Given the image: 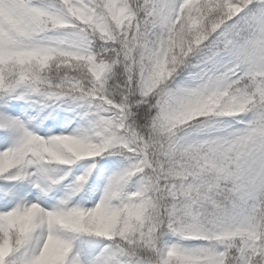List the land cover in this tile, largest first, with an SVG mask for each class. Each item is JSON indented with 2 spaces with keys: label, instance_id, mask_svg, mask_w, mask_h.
<instances>
[{
  "label": "snow or ice",
  "instance_id": "obj_1",
  "mask_svg": "<svg viewBox=\"0 0 264 264\" xmlns=\"http://www.w3.org/2000/svg\"><path fill=\"white\" fill-rule=\"evenodd\" d=\"M0 264H264V0H0Z\"/></svg>",
  "mask_w": 264,
  "mask_h": 264
}]
</instances>
